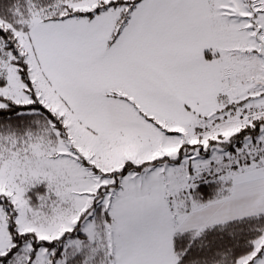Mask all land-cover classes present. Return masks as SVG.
I'll return each mask as SVG.
<instances>
[{
    "label": "snow or ice",
    "instance_id": "1",
    "mask_svg": "<svg viewBox=\"0 0 264 264\" xmlns=\"http://www.w3.org/2000/svg\"><path fill=\"white\" fill-rule=\"evenodd\" d=\"M0 264H264V0H0Z\"/></svg>",
    "mask_w": 264,
    "mask_h": 264
}]
</instances>
